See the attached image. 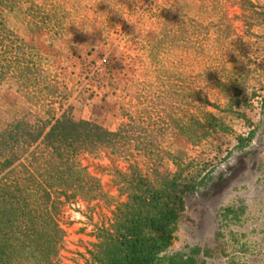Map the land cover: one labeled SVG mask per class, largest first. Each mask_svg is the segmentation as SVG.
<instances>
[{"label":"rangeland","instance_id":"rangeland-1","mask_svg":"<svg viewBox=\"0 0 264 264\" xmlns=\"http://www.w3.org/2000/svg\"><path fill=\"white\" fill-rule=\"evenodd\" d=\"M32 1L53 8L47 11V27L36 29L15 18L9 26L33 48L31 53L41 56L49 78L67 96L73 118L93 121L109 131L136 119L140 149L161 156V174L169 176L176 170L174 158L186 172L217 174L236 161L237 137L254 130L244 149L254 151L246 161L257 169L238 175L213 198H190L167 253L187 254L195 246L215 248L216 232L227 244V254L239 250L242 243L248 249L258 244L264 226V127L260 126L264 119V0H247L259 8L242 4L243 0ZM196 25L205 27L198 57L203 56L207 65L218 63L221 76L229 74L235 82L231 83L234 90L225 95L202 91L213 104L205 110L219 125L209 127L200 142L192 143V92L195 76L201 73L191 49ZM15 104L29 109L27 119L33 120L37 109L20 96L16 81L8 77L0 84L1 122L16 115ZM39 116L45 117L42 112ZM205 126L211 125L206 121ZM81 160L109 197L64 204L60 223L65 235L57 264L92 263L97 234L111 227L117 204L126 201L109 172L112 167L123 170L125 163L104 155ZM228 205L244 207L239 221L223 219L222 209ZM220 261L210 258L199 264Z\"/></svg>","mask_w":264,"mask_h":264},{"label":"trees","instance_id":"trees-1","mask_svg":"<svg viewBox=\"0 0 264 264\" xmlns=\"http://www.w3.org/2000/svg\"><path fill=\"white\" fill-rule=\"evenodd\" d=\"M242 4L259 8L247 0ZM52 9L43 1L36 4L32 0H0V84L13 78L20 96L37 109L33 120H28L29 109L15 104L13 108L19 109L16 115L7 123L0 121V264H57L65 235L60 223L64 204L109 197L100 179L81 160L82 156L102 155L125 163L123 170L112 167L109 172L119 196H125L126 201L117 204L111 227L97 234L99 243L91 253L93 262L87 264H199L210 258L221 259L220 264H264V226L259 230L263 237L251 249L242 243L239 250L227 254V244L219 240L221 233L216 232L215 248L195 246L187 254L167 253L190 198H213L238 175L257 169L246 161L254 151L244 149L254 130L246 137H237L240 152L236 161L217 174L186 172L176 158V170L169 176L161 174V156L140 149L142 138L136 119L121 123L114 131L93 121L75 120L71 105L66 103L67 96L49 78L41 56L31 53L33 48L9 26L10 19L15 18L26 26L46 28L47 11ZM204 28L196 25L191 46L201 68L192 92V143L200 142L209 127L219 125L217 118L205 110L213 104L202 91L206 88L225 95L234 90L231 83L235 82L229 74L221 76L218 63L207 65L203 56L198 57ZM40 112L45 117L39 116ZM206 121L211 126H205ZM260 124L264 127V119ZM261 175L264 187V170ZM243 211V206L228 205L221 216L237 222Z\"/></svg>","mask_w":264,"mask_h":264}]
</instances>
